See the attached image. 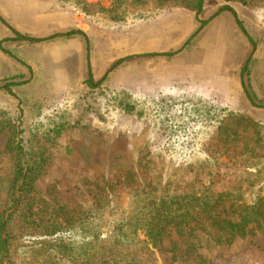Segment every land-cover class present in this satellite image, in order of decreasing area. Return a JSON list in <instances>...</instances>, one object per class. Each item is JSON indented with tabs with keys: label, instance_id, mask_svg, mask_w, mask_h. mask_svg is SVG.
<instances>
[{
	"label": "rangeland",
	"instance_id": "obj_1",
	"mask_svg": "<svg viewBox=\"0 0 264 264\" xmlns=\"http://www.w3.org/2000/svg\"><path fill=\"white\" fill-rule=\"evenodd\" d=\"M196 5L0 0V86L23 82L0 88V209L15 126L38 174L32 209L96 206L104 240L150 199L224 195L219 224L182 230L179 218L156 244L129 231L123 263L264 264V0H204L199 15ZM77 30L85 36L61 35ZM88 63L97 87L86 83ZM225 221L247 224L229 241ZM14 233L17 264L48 259L39 228L23 221Z\"/></svg>",
	"mask_w": 264,
	"mask_h": 264
},
{
	"label": "trees",
	"instance_id": "obj_2",
	"mask_svg": "<svg viewBox=\"0 0 264 264\" xmlns=\"http://www.w3.org/2000/svg\"><path fill=\"white\" fill-rule=\"evenodd\" d=\"M203 3L204 0H197L198 15L203 10ZM230 11L235 14L237 24L241 27L242 22L235 11L233 9ZM206 22V20H200L199 29ZM77 34L85 36L84 32L80 30L69 31L61 35L71 37ZM248 37L255 47L254 41L249 35ZM14 39L31 42L45 40V38L29 37L18 31H15ZM86 83L90 87H97L101 84V82L94 81L89 63ZM20 84L23 82L8 81L0 88L11 91L12 86ZM243 87L248 99L253 102L245 80ZM8 148L13 158V167L7 185L6 202L0 209V264H17L13 249L16 238L14 228L18 222L23 221H26V224H31L35 230L39 228L42 235L47 237L44 245L51 248L50 252L46 253L48 259L46 256L38 264H126L123 263L124 260L118 250L130 245H126L129 242L127 239L129 231L144 230L156 244L161 242L164 231L172 225L175 226L176 220L179 218H181L178 221L180 224H176L178 228L191 231L195 230L197 225L203 224L204 218L217 219L213 224L218 222V207L224 200L222 193H168L150 199L141 207H137L134 221L124 223L125 219L123 222H116L111 234L104 240L99 231L101 226L99 219L102 215L99 214L96 206L74 213H68L62 205L52 204L37 210L32 209L27 200L38 174H36L35 165L30 162L29 152L18 127L12 126L10 129ZM246 224V222L225 221V228L231 234L229 241H232L235 234ZM73 235H76L77 238H74ZM78 238L81 239L78 240ZM103 243H109V248H102Z\"/></svg>",
	"mask_w": 264,
	"mask_h": 264
}]
</instances>
